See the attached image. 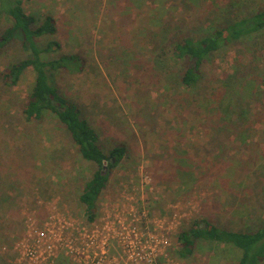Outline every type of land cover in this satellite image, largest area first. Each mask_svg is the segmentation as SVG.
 <instances>
[{
    "label": "rangeland",
    "instance_id": "374dc122",
    "mask_svg": "<svg viewBox=\"0 0 264 264\" xmlns=\"http://www.w3.org/2000/svg\"><path fill=\"white\" fill-rule=\"evenodd\" d=\"M134 2L65 0L59 5L62 0H31L24 5L40 16L62 10L57 19L59 32L43 36L39 42L45 46L57 39L63 45L60 53H78L86 65L78 73L56 72L52 81L79 104L101 134L106 152L116 143L133 150L126 165L111 170L109 184L98 201L97 218L111 210L113 203L124 200L130 189L140 187L149 190L145 202L153 204L156 215L174 217L178 232L200 218L204 209L208 211L212 200L220 205L208 216L213 223L228 229L256 228L264 221V29L210 55L202 64L199 87L190 92L180 85L184 60L172 53L164 56L149 43H170L160 35L152 37L150 19L156 21L164 12L162 24L175 40L189 33L212 34L217 26L264 7V0H168L164 9L162 3L143 0L142 6L132 7L130 15L120 13L123 5L131 7ZM6 3L0 0L2 6ZM72 9L78 15L73 17L72 29H92L91 33L82 31L81 39L65 32L71 28L67 16ZM154 12L156 17H152ZM7 24L1 11L0 32ZM28 54L21 36L0 52V264H19L16 245L27 229V215L42 220L56 208L67 217L87 219L79 195L95 168L82 158L54 112L48 111L40 120L24 119L22 106L34 84L35 71L27 69L16 85L4 84L1 73L9 63ZM153 55L162 61L157 64ZM255 78L258 81L249 90L247 84ZM165 84L170 88H164ZM162 136L188 144L181 156L190 155L196 163L191 170L196 177L193 191L177 197L172 194V199L162 187L167 178L159 176L157 181L153 152L138 150L140 142H148L150 149V142H161ZM176 174L168 183L178 182ZM146 175L153 189L146 186ZM216 179L223 185L220 202ZM229 190L224 199L223 191ZM167 199L170 207L157 214ZM175 244V264H236L233 261L242 253L229 245L200 241L193 255L181 258L179 243ZM61 260V264H72Z\"/></svg>",
    "mask_w": 264,
    "mask_h": 264
},
{
    "label": "trees",
    "instance_id": "16d2710c",
    "mask_svg": "<svg viewBox=\"0 0 264 264\" xmlns=\"http://www.w3.org/2000/svg\"><path fill=\"white\" fill-rule=\"evenodd\" d=\"M4 1L7 3L6 6L0 4V14L1 11L4 12L8 18V24L0 32V52L21 36L22 47L29 54L5 66L1 73L3 83L6 85L18 84L25 71L32 68L35 71V80L28 100L22 106L24 119L26 121L40 120L48 111L54 112L60 122L66 126L82 158L95 164L92 177L85 182L79 195V200L85 208L84 214L92 222L98 217V201L109 184L111 170L122 162L128 149L126 145L116 143L106 152L101 146L98 130L83 115L79 105L52 81L56 72L66 70L70 73H78L83 71L86 65L78 53H60L63 45L57 39L52 38L45 46L40 44V38L43 36L53 37L59 31L56 18L50 13L40 16L32 11H27L24 5L26 1L31 0ZM134 1V5L131 7L129 3L123 5L124 9H121L120 13L130 15L133 13L132 7L138 8L143 4V0ZM155 2L162 3V9H164L168 0H155ZM164 13L158 16L155 12L152 14V17L157 16L156 21L155 18L150 19L154 27L151 28L154 32L152 37L160 35L164 37V42L170 39V43L155 44L150 42L149 45L152 50L158 48L162 50L164 56L172 53V56L184 60L180 85L184 90L186 89V92H190V89L196 91L199 87L202 79V64L210 55L230 47L243 36L264 29V7H259L249 13L241 14L233 22L217 26L212 34L189 33L182 39L172 40L171 30L162 24ZM53 53H59V55L50 59L48 55ZM153 58L156 63L162 61L160 56L155 58L153 55ZM121 61L123 60L121 59ZM162 64L167 65L165 61ZM165 80L166 83L171 84V80L168 78ZM257 81L256 78L249 81L247 88L252 90L253 83ZM165 85L164 88L169 87L168 84ZM176 150L178 153L175 162L180 171L181 185L184 188L192 187L196 177L191 170L196 166V163L191 158L187 159V156H181L183 150ZM215 183L223 186L221 179H216ZM177 241L179 243L177 254L181 258L190 257L195 252L198 242L207 241L212 245L215 243L217 245L225 244L235 249H241L242 253L238 257V261L232 260L236 264H264V221L256 228L228 229L206 218H197L181 229ZM65 264L69 263L66 261Z\"/></svg>",
    "mask_w": 264,
    "mask_h": 264
},
{
    "label": "built area",
    "instance_id": "2783aa9c",
    "mask_svg": "<svg viewBox=\"0 0 264 264\" xmlns=\"http://www.w3.org/2000/svg\"><path fill=\"white\" fill-rule=\"evenodd\" d=\"M146 186L153 189L148 175ZM145 191L149 194L144 188L130 189L92 222L67 217L56 208L42 220L27 215L16 262L61 264L64 258L72 264H175L178 226L173 216L154 213Z\"/></svg>",
    "mask_w": 264,
    "mask_h": 264
},
{
    "label": "crops",
    "instance_id": "0c3cea01",
    "mask_svg": "<svg viewBox=\"0 0 264 264\" xmlns=\"http://www.w3.org/2000/svg\"><path fill=\"white\" fill-rule=\"evenodd\" d=\"M33 2H35V0H33ZM64 3H65V0L64 1L62 0V3H60L59 5H61V4L64 5ZM61 12H62L61 9L60 10H57L56 9V10L49 11V13L52 14L56 18V20L62 16L60 14ZM118 15H120V14H118ZM75 16L78 17V15L76 14V12L73 14V9H72L71 10V13H69L68 16H67L69 18V22H70V25H71L70 27L71 28H65L66 29L65 32H67V33L72 32L77 38L78 37L79 38L82 37L81 33L84 30L87 31V32L89 31V33H91L90 32L92 30L91 28L90 29H87V30H86V28H73L72 29L73 17H75ZM120 30H121V28H120ZM75 33H77V34H75ZM99 136L101 138V134H99ZM162 137H163V140H161V142H157V143L154 142L152 144V141H151L150 142V149H149L148 142H145V144L143 143V141L140 142V144H138L139 145L138 150L141 148L142 152H144L145 150H149V152H151V151L153 152L152 161H153V166L154 167L156 166L155 168H156V171H157V174H156L157 175L156 176L157 181L159 182V179H158L159 176L160 177L165 176L167 178V179H165V183L166 184L162 185V187H164L166 189V193L169 194L168 197L170 199H172V197H171L172 194L174 195V197H177L179 195H183V194L189 193L190 191H193L192 190V187L193 186L192 187H185L184 188L181 185V181H180L181 180L180 179L181 175H180V171L177 169V164H176V172L174 171V169H172L175 166L174 164L176 163L175 162V159H176L177 153H178V151L176 149L184 150L183 149L184 146H188V144L184 143V141L171 142L170 141V138L169 139H167V138L165 139L164 136H162ZM177 139H179V136H177ZM124 145H126V147L128 149V152H127L126 156L124 157V159L122 160V162L118 165L119 167H123L124 164L126 165V161L128 159H130V157H131L130 155L133 153V150H131L132 153L129 151V148H130L129 145H127L125 143H124ZM134 153H136V152H134ZM189 156H187V157L185 156V157L187 159H190L191 156L190 157ZM174 173L175 174L177 173L176 174V177L179 178L178 182H176V183H173V182L168 183V181L171 180V178L173 177V174ZM193 185H194V182H193ZM219 187L220 188H219L218 196H221V193H222V190L223 189H221V186H219ZM223 192H226L224 194V199H227V195L226 194H228L230 192V190L229 191H223ZM166 193H165V196H166ZM228 197L230 199V196L229 195H228ZM108 199H110V198L108 197ZM217 199L219 200V202L222 201V196L220 198H217ZM225 202H226V200H225ZM169 203H170V200H168V199H167V202H163V205L160 206V208H159L158 211H156L157 214H159L160 212L165 213L168 210V208L170 207L169 206ZM219 207H220V205L217 202L214 203L213 200H212L211 205L207 207L208 208V211L206 209H204L202 211L203 214L200 216V218H206V219L209 220V218H208L209 214L211 215V214L215 213L218 210ZM221 207H223V206L221 205ZM235 212H236V210H235ZM241 219H243V218H241ZM239 256H240V253L238 252V257ZM238 257H237V261H238Z\"/></svg>",
    "mask_w": 264,
    "mask_h": 264
},
{
    "label": "water",
    "instance_id": "95a60500",
    "mask_svg": "<svg viewBox=\"0 0 264 264\" xmlns=\"http://www.w3.org/2000/svg\"><path fill=\"white\" fill-rule=\"evenodd\" d=\"M105 173V172H104Z\"/></svg>",
    "mask_w": 264,
    "mask_h": 264
}]
</instances>
